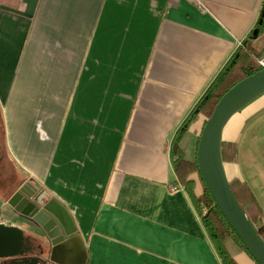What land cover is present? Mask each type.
Listing matches in <instances>:
<instances>
[{
	"label": "crops",
	"instance_id": "obj_1",
	"mask_svg": "<svg viewBox=\"0 0 264 264\" xmlns=\"http://www.w3.org/2000/svg\"><path fill=\"white\" fill-rule=\"evenodd\" d=\"M263 1L0 0V139L20 185L66 208L85 264H222L170 148ZM204 122L180 144L188 161ZM219 148L226 179L247 186L264 221V91L229 118ZM7 200L0 223L41 239Z\"/></svg>",
	"mask_w": 264,
	"mask_h": 264
},
{
	"label": "water",
	"instance_id": "obj_2",
	"mask_svg": "<svg viewBox=\"0 0 264 264\" xmlns=\"http://www.w3.org/2000/svg\"><path fill=\"white\" fill-rule=\"evenodd\" d=\"M263 91L264 68L237 82L224 93L201 129L196 150L201 177L215 205L256 264H264V241L230 189L219 147L221 130L229 118ZM7 203L26 219L32 233L41 238L42 247L47 249L46 245L49 246V260L52 263H86L84 247L80 236L75 234L72 218L66 208L41 189L38 183L22 184ZM28 250L21 228L0 223L1 264H43V260L35 256L14 259Z\"/></svg>",
	"mask_w": 264,
	"mask_h": 264
},
{
	"label": "trees",
	"instance_id": "obj_3",
	"mask_svg": "<svg viewBox=\"0 0 264 264\" xmlns=\"http://www.w3.org/2000/svg\"><path fill=\"white\" fill-rule=\"evenodd\" d=\"M263 58L264 1L262 3L259 18L253 29L248 33L230 60L216 75L204 94L184 119L181 127L177 130L172 140L170 148V158L178 184L184 188L192 201L200 217L202 225L204 226L206 234L222 264H237L227 248V242L229 241L244 251L252 260L253 258L247 252L244 245L222 216L201 177L196 159L198 138L195 144L194 158L191 161L185 159L184 152L181 149L180 144L190 126L198 119L199 116H203L205 121L210 117L215 105L224 93H226L237 82L263 69L258 63V61ZM0 150L2 157L0 160V167L2 162H6L13 170L9 176L0 171V198L7 200L16 191L22 180L19 178L17 184H15V181L18 178L17 176L20 177V175L14 161L6 151L2 138L0 139ZM193 174L197 175L198 183L201 187V193L199 195H196L194 191L196 183L191 178ZM229 186L235 197L245 209L252 223L258 229V232L264 241V221H262V211L256 199L244 183L234 180L229 183ZM31 242L36 249H44L42 247L43 245L37 240Z\"/></svg>",
	"mask_w": 264,
	"mask_h": 264
},
{
	"label": "flooded vegetation",
	"instance_id": "obj_4",
	"mask_svg": "<svg viewBox=\"0 0 264 264\" xmlns=\"http://www.w3.org/2000/svg\"><path fill=\"white\" fill-rule=\"evenodd\" d=\"M1 150H0V160H1ZM21 186V185H20ZM20 186H19V188H20ZM18 188V189H19ZM17 189V190H18ZM16 190V191H17ZM15 191V192H16ZM38 234H40V233H38ZM32 235H36V234H34V233H32ZM27 243H28V246H29V250H28V252L26 253V254H24L23 256H20V257H16V258H14L15 260H21L22 258H29V257H31V256H35V257H37L38 259H42L43 260V264H54V263H52L50 260H49V246L48 245H46L47 246V250L46 251H44L43 249H41V248H38V249H36L33 245H32V242H31V240L29 239H27ZM40 247V246H39ZM2 260H0V262H1ZM40 264V263H39Z\"/></svg>",
	"mask_w": 264,
	"mask_h": 264
},
{
	"label": "rangeland",
	"instance_id": "obj_5",
	"mask_svg": "<svg viewBox=\"0 0 264 264\" xmlns=\"http://www.w3.org/2000/svg\"><path fill=\"white\" fill-rule=\"evenodd\" d=\"M199 135V134H198ZM196 137L197 136H195V135H192L191 136V140H190V145H191V147H192V149L194 148V142H195V140H196ZM1 172H3L5 175H7V176H9V174H11L12 173V169L10 168V165H8L6 162L5 163H3L2 162V164H1ZM0 172V173H1ZM18 175V174H17ZM16 175V176H17ZM18 178H17V180L15 181L16 183L15 184H17V182H18V179L20 178L19 176H17ZM23 233H24V237H25V239L27 240H29V239H31V234L29 233V232H27V231H24V229H23ZM39 243H41V240L39 239V240H37Z\"/></svg>",
	"mask_w": 264,
	"mask_h": 264
},
{
	"label": "built area",
	"instance_id": "obj_6",
	"mask_svg": "<svg viewBox=\"0 0 264 264\" xmlns=\"http://www.w3.org/2000/svg\"><path fill=\"white\" fill-rule=\"evenodd\" d=\"M190 1L196 3L197 5H201V0H190ZM258 63H259V65H260L262 68H264V58H263V59H260V60L258 61Z\"/></svg>",
	"mask_w": 264,
	"mask_h": 264
}]
</instances>
